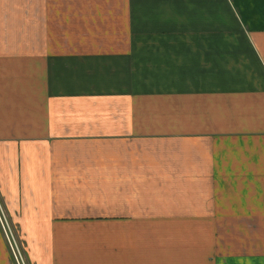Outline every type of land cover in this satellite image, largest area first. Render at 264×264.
<instances>
[{"label":"crops","instance_id":"obj_1","mask_svg":"<svg viewBox=\"0 0 264 264\" xmlns=\"http://www.w3.org/2000/svg\"><path fill=\"white\" fill-rule=\"evenodd\" d=\"M0 203L28 264H264V0H0Z\"/></svg>","mask_w":264,"mask_h":264},{"label":"built area","instance_id":"obj_2","mask_svg":"<svg viewBox=\"0 0 264 264\" xmlns=\"http://www.w3.org/2000/svg\"><path fill=\"white\" fill-rule=\"evenodd\" d=\"M0 230L2 232L3 239L7 247V251L9 253L12 264H26L23 258L24 256L23 252L19 244L16 242L13 235L10 234L9 227L4 218L3 212L1 211V208H0Z\"/></svg>","mask_w":264,"mask_h":264},{"label":"rangeland","instance_id":"obj_3","mask_svg":"<svg viewBox=\"0 0 264 264\" xmlns=\"http://www.w3.org/2000/svg\"><path fill=\"white\" fill-rule=\"evenodd\" d=\"M0 208H1V211L3 212V213H5V211H6V209H5V211L3 210V208H2V206H1V203H0ZM10 223H11V221H9ZM8 222V223H9ZM12 228V227H11ZM13 230V229H12ZM1 231V230H0ZM14 231V230H13ZM2 233V232H1ZM14 235H13V237H14V239L16 240V242L19 244V246H20V237L16 234V233H13ZM6 247V246H5ZM21 248V247H20ZM22 250V249H21ZM23 252V251H22ZM24 255V254H23ZM23 258H24V260H25V262H26V264H28V262L26 261V259H25V256H23Z\"/></svg>","mask_w":264,"mask_h":264}]
</instances>
